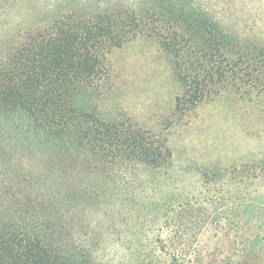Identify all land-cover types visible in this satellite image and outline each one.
I'll return each mask as SVG.
<instances>
[{
  "label": "rangeland",
  "instance_id": "obj_1",
  "mask_svg": "<svg viewBox=\"0 0 264 264\" xmlns=\"http://www.w3.org/2000/svg\"><path fill=\"white\" fill-rule=\"evenodd\" d=\"M60 14L102 17L118 42L62 131L0 105V222L64 216L93 264H212L264 201V0H0V61ZM183 71L228 83L178 107Z\"/></svg>",
  "mask_w": 264,
  "mask_h": 264
},
{
  "label": "trees",
  "instance_id": "obj_2",
  "mask_svg": "<svg viewBox=\"0 0 264 264\" xmlns=\"http://www.w3.org/2000/svg\"><path fill=\"white\" fill-rule=\"evenodd\" d=\"M23 31L18 33L23 41L19 43L17 39L16 51L0 61V105L14 104L37 115L47 127L62 131L67 123L72 125L66 112V109L71 112L68 107L71 91L81 80L94 76L98 48L114 45L118 37L109 35L102 17L82 20L67 14L54 16L43 27H27ZM175 39L166 34L163 48L175 51L178 47ZM4 50L11 52L13 47ZM235 62L226 58L225 66L236 68ZM182 74L181 83L185 88L176 97L178 107L192 100L188 95L191 86L193 94L204 82L218 87L228 83L227 76L219 72L198 76L183 71ZM240 194L241 200L249 197L245 195L246 190ZM259 204L261 207L254 216H244L240 218L241 223L234 224L235 227L245 225L250 231L232 237L226 235L228 248L212 264H264V201ZM249 207L246 203L242 208ZM68 223L64 216H43L23 223L0 222V264H93L94 250L84 247L75 232L62 234L63 229L70 228Z\"/></svg>",
  "mask_w": 264,
  "mask_h": 264
}]
</instances>
